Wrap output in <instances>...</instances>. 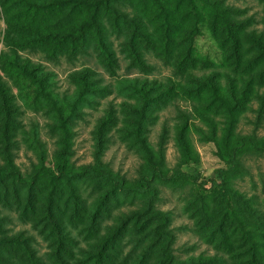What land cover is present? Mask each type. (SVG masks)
<instances>
[{"label":"trees","instance_id":"16d2710c","mask_svg":"<svg viewBox=\"0 0 264 264\" xmlns=\"http://www.w3.org/2000/svg\"><path fill=\"white\" fill-rule=\"evenodd\" d=\"M10 1L13 6H18L17 15L8 21L5 34L12 50L1 55L0 63L14 78L33 85L35 97L43 98L49 104L58 147L52 162H46L43 156L42 162L35 165L29 175L20 171L14 160L20 109L11 86L0 76V157L3 160L0 163V199L14 195L19 201L16 185L29 188L35 223L49 240L52 254L58 260L71 252V247L66 244L67 213L71 218L80 217L87 233L93 234L89 247L84 249L81 264H208L212 259L203 255L177 258L172 215L158 207L161 182L184 184L190 179L185 172L177 170L169 174L165 169V146L170 133L167 126H163L156 148L148 138L154 105L172 95L173 82L128 80L135 102L125 103L122 130L141 158L138 178L129 181L125 175L113 171L103 159L110 140V127L117 118L113 108L100 117L94 128V163L76 166L71 159L73 115L81 103L89 101L102 88L94 70L86 67L74 71L71 76L76 82V90L72 96H62L55 88L52 73L19 53L20 50L39 48L50 58L62 54L76 56L94 45L112 59L114 53L105 29L106 18H110L112 24L121 19L126 29L123 46L134 65L147 66L139 44L145 39L157 47L163 57L171 60L178 71L189 74L185 89L196 95L198 101L193 109L205 126L192 123L202 139L216 143L218 154L226 164L216 171L217 178L211 180L218 189L215 203L236 218L250 250L262 252L260 238L253 236V232L264 236V218L257 202L233 188L232 182L244 172L241 163L244 155L264 153V135L256 133L264 116V91L255 89L250 78L238 80L230 73L223 76L219 72H208V58L196 54L194 40L208 21L232 52L243 49L247 43L264 68L263 30L226 0ZM141 3L150 5L149 15L154 21L156 38L142 17ZM126 5L133 7L135 12L130 14L121 9ZM252 95L258 98L257 107L250 100ZM248 108L256 111L255 127L252 133H242L237 131V122ZM189 129L190 117L180 110L175 125L177 145L184 163L196 164L198 157L190 141ZM83 185L93 193L89 204L82 196ZM132 195L138 197L140 204L119 210L102 232L99 229L102 219L112 211L113 203L120 196ZM3 218L5 216L0 215V264H48L33 246V237L23 230H5ZM259 221L262 228L253 225ZM128 245L129 252L126 250Z\"/></svg>","mask_w":264,"mask_h":264},{"label":"rangeland","instance_id":"374dc122","mask_svg":"<svg viewBox=\"0 0 264 264\" xmlns=\"http://www.w3.org/2000/svg\"><path fill=\"white\" fill-rule=\"evenodd\" d=\"M226 2L236 6L246 18H250L255 26L264 31V0H226ZM141 5L143 7H140L141 11L140 9L139 11L142 12L148 30L153 32L156 38L154 21L149 15L150 5L148 7L143 3ZM16 6H13L10 0H0V58L4 52L10 53L12 50L5 39V34L8 30V21L17 15L18 6L17 8ZM135 6L138 8V5ZM121 9L130 14L135 12L130 5ZM104 21L109 44L114 53L112 59L94 45H89L85 52L76 56L62 54L57 58H50L39 48L19 51L22 57L30 58L34 63L40 64L44 70L52 73L59 95L69 97L74 94L77 85L71 74L82 68L93 69L95 76L102 83L100 91L93 94L89 101L81 103L77 113L73 115L72 161L76 166L94 163V128L100 117L113 108L117 118L110 127V140L104 150L103 159L111 165L113 171L125 175L129 181L137 179L141 158L136 149L128 143L122 130L125 103L135 102L128 80L137 78L148 81L156 79L163 83L173 82L172 95L154 105L153 122L149 125L148 138L156 148L161 130L163 126H167L170 133L165 146V169L169 174L180 170L190 175L189 181L184 184L170 181L160 184L161 198L158 207L169 211L172 215V228L176 234L174 244L176 257L187 259L190 256H208L212 258L208 264H258V262L264 264V236L253 232V236L260 238V246L263 249L262 252H252L247 244V237L238 227L236 218L223 206L215 203L218 189L213 186L211 180L217 178L216 171L226 164L218 154L216 143L202 139L192 123L194 121L205 126L193 109L198 101L196 95L185 89V85L189 82V74L178 71L171 60L163 57L158 48L145 39L139 44L147 66L141 68L134 65L123 46L126 29L121 19H118L117 24H112L110 18ZM194 45L196 54L208 58L206 64L208 72H219L223 76L230 73L238 80L250 78L255 89L264 91V68L261 66L260 58L247 46V43L243 49L232 52L230 46L220 39L217 31L206 21L202 33L195 38ZM0 76L11 86L20 109L18 147L14 151V160L20 171L27 176L35 165L42 162L43 156L46 162H52L54 159L58 142L57 133L52 127V112L43 98L35 97L33 85L24 79L14 78L1 63ZM250 100L255 107L259 105L255 95H252ZM180 110L185 111L190 117L189 137L198 157L196 164L184 163L177 145L175 125ZM255 119L256 111L251 108L243 111L237 122V131L252 133ZM256 133L258 136L264 135V116ZM2 162L0 157V163ZM241 163L244 172L234 179L232 186L244 196L256 201L257 208L264 218V153L246 154L242 157ZM1 188L3 190V186ZM15 188L21 198L19 201L14 195L0 199V215L5 216L3 218L5 230L10 232L23 230L30 234L33 237V246L48 264H81L84 249L89 247L93 235L87 233L88 229L83 220L78 216L71 218L69 213L65 216V226L68 230L66 244L71 247V252L62 260H58L52 254L49 240L35 223L28 194L29 188L19 185ZM31 191L34 193V189ZM81 192L86 203L89 204L93 199V193L86 185L81 186ZM139 204L137 196H120L119 200L113 203L112 211L103 217L99 229L103 232L119 210ZM253 225L262 228L261 221ZM126 250L129 252L130 245Z\"/></svg>","mask_w":264,"mask_h":264}]
</instances>
